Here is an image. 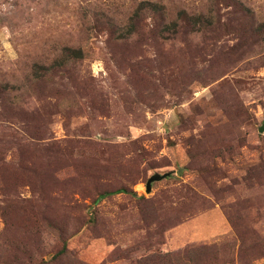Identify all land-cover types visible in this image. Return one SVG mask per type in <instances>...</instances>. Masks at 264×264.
<instances>
[{"label":"rangeland","instance_id":"rangeland-1","mask_svg":"<svg viewBox=\"0 0 264 264\" xmlns=\"http://www.w3.org/2000/svg\"><path fill=\"white\" fill-rule=\"evenodd\" d=\"M0 264H264V0H0Z\"/></svg>","mask_w":264,"mask_h":264},{"label":"water","instance_id":"water-1","mask_svg":"<svg viewBox=\"0 0 264 264\" xmlns=\"http://www.w3.org/2000/svg\"><path fill=\"white\" fill-rule=\"evenodd\" d=\"M164 176H166V174L161 175V174H158V173L157 174H154L153 176H151L148 179L147 183H146V189H147V191L150 192L152 190V183L154 181L160 180Z\"/></svg>","mask_w":264,"mask_h":264},{"label":"trees","instance_id":"trees-1","mask_svg":"<svg viewBox=\"0 0 264 264\" xmlns=\"http://www.w3.org/2000/svg\"><path fill=\"white\" fill-rule=\"evenodd\" d=\"M79 54H77V57H83V52L82 50L78 51ZM119 191H125V190H119Z\"/></svg>","mask_w":264,"mask_h":264}]
</instances>
